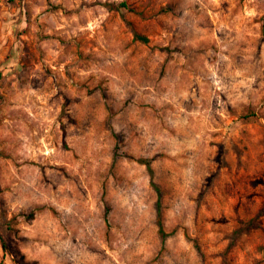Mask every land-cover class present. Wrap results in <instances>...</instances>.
I'll list each match as a JSON object with an SVG mask.
<instances>
[{"label":"rangeland","instance_id":"1","mask_svg":"<svg viewBox=\"0 0 264 264\" xmlns=\"http://www.w3.org/2000/svg\"><path fill=\"white\" fill-rule=\"evenodd\" d=\"M0 264H264V0H0Z\"/></svg>","mask_w":264,"mask_h":264},{"label":"trees","instance_id":"2","mask_svg":"<svg viewBox=\"0 0 264 264\" xmlns=\"http://www.w3.org/2000/svg\"><path fill=\"white\" fill-rule=\"evenodd\" d=\"M109 8H115L118 7L112 3H107L106 4ZM119 5L121 6H125L124 2H121ZM134 38L139 39L143 42L147 41V38L137 32H133ZM138 162H140L141 164H144L146 166L147 172L149 174L150 177V181H151V185L153 186V188L156 190V192L158 193V200L156 202V222H157V226H158V231L160 233L162 242L164 241V239L167 237V233L164 231L163 229V224H162V220H161V209H160V201H159V196H160V190L157 187V185L155 184V182L153 181V168L151 166V160L147 159V158H138Z\"/></svg>","mask_w":264,"mask_h":264}]
</instances>
